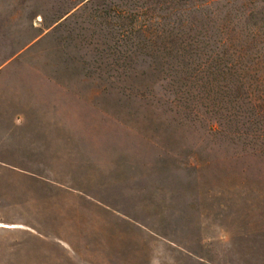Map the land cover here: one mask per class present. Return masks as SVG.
<instances>
[{"label":"rangeland","instance_id":"374dc122","mask_svg":"<svg viewBox=\"0 0 264 264\" xmlns=\"http://www.w3.org/2000/svg\"><path fill=\"white\" fill-rule=\"evenodd\" d=\"M13 13L0 60L49 27L52 0H0ZM263 19L264 0H95L16 55L0 137L39 74L58 102L90 93L87 128L52 129L51 147L10 136L27 170L84 175L175 241L52 180L0 176V264H264Z\"/></svg>","mask_w":264,"mask_h":264},{"label":"crops","instance_id":"0c3cea01","mask_svg":"<svg viewBox=\"0 0 264 264\" xmlns=\"http://www.w3.org/2000/svg\"><path fill=\"white\" fill-rule=\"evenodd\" d=\"M95 0H52V23L48 28L40 31L41 35L35 39L34 43L46 36L47 29L55 31L58 28L66 26L70 23L81 11L87 8ZM42 21L44 17L42 15ZM22 57L14 56L12 58L0 60V75L6 73L11 65L26 61ZM37 60V59H34ZM52 64V60H49ZM79 81H86L87 76H78ZM23 95L16 97V102L11 100L10 105H17L18 110L15 111L11 118L10 125L0 137V176L25 178L29 176L38 177L40 179L49 177L50 175L41 173H30L24 165L27 160L23 150L19 147L18 139L13 140L10 136L20 130L43 131V145L52 146V129L59 128H76L84 129L83 118L88 115V102L90 93L88 91L74 92L73 101L70 105L66 102H58L56 96H52V74H39L36 77V83L33 87H25ZM93 96H97L98 92H92ZM83 103L85 105H83ZM58 124H61L58 125ZM63 124H70L64 126ZM35 145V143H34ZM50 151V150H49ZM35 162V161H34ZM52 177V187L55 189L66 191L67 193H76L93 201L102 210L111 214H117L123 218L135 222L137 225L146 228L145 226L133 220L129 210L127 214L118 208L116 199L111 194L104 193L100 190L86 189L85 184L88 182L84 175L76 178L72 173H64V175ZM75 176V177H74ZM114 180V179H113ZM115 182V181H114ZM113 181L109 186L114 185ZM96 193L97 197L92 193ZM99 196V197H98ZM101 197V198H100ZM107 201L109 204L101 202ZM111 203V204H110ZM196 257L202 262L206 261V256L196 254Z\"/></svg>","mask_w":264,"mask_h":264},{"label":"trees","instance_id":"16d2710c","mask_svg":"<svg viewBox=\"0 0 264 264\" xmlns=\"http://www.w3.org/2000/svg\"><path fill=\"white\" fill-rule=\"evenodd\" d=\"M17 19H18V16H17L16 13H13L11 15H8L6 18H3L2 20H0V27H4L5 25H7V23L14 22ZM262 22L264 23V19L262 20ZM259 32H260L259 27L256 26L253 29V33L256 36V35H259ZM40 35H41V33H37L35 35L33 34L27 40H25V41H23L21 43H18L17 44V47L16 46L13 47L12 50H11V52L7 56L3 57L2 59L12 58V57L18 55L23 49L27 48L31 43H34L35 39H37ZM3 36L4 37H7L5 34H3ZM2 42H5V41L3 39H0V43H2ZM254 106L257 107V104H255ZM27 171L30 172V173H35V172L31 171V170H27ZM29 179L32 180V181H35V182H41V181H45L46 182L47 180L48 181H51L52 180V178H49V177H45V178L40 179L38 177H33V176H29ZM92 195L94 197L95 196L97 197V194L95 192L92 193ZM100 201L101 202H104L106 204H109V202H107V201H103V200H100ZM118 208H120V210H122V212H124V213L127 214V209H125V207H123L121 205H118ZM132 218H133L134 221H136L137 223H140L141 225L145 226L146 228H148L150 231L156 233L157 235H160V236H162V237H164L166 239H169L170 241H175L171 237H169L168 233L162 231L161 229H155L150 223H148L147 221H145V219H142V218L138 217L137 215H132ZM184 248L187 249L189 252L193 253V250L188 249L187 247H184Z\"/></svg>","mask_w":264,"mask_h":264},{"label":"bare ground","instance_id":"6f19581e","mask_svg":"<svg viewBox=\"0 0 264 264\" xmlns=\"http://www.w3.org/2000/svg\"><path fill=\"white\" fill-rule=\"evenodd\" d=\"M4 225L9 226V227L14 226V225H12V224H4Z\"/></svg>","mask_w":264,"mask_h":264}]
</instances>
